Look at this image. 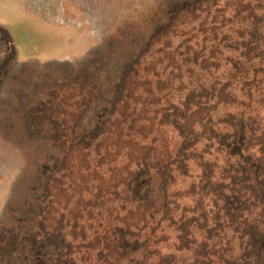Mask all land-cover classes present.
<instances>
[{"label":"rangeland","instance_id":"obj_1","mask_svg":"<svg viewBox=\"0 0 264 264\" xmlns=\"http://www.w3.org/2000/svg\"><path fill=\"white\" fill-rule=\"evenodd\" d=\"M189 1L0 0V264L264 256L259 244L252 254L247 227L264 217L248 189L262 177L255 164L264 170V59H255L264 20L255 45L246 43L264 0H217L232 21L217 36L200 26L220 20L215 7L189 23L175 13L176 34L155 32L145 46L149 20ZM186 39L188 64L175 51ZM238 165L251 181L216 205L205 179H232L228 167ZM235 194L251 207L233 219L222 207L233 208Z\"/></svg>","mask_w":264,"mask_h":264},{"label":"trees","instance_id":"obj_2","mask_svg":"<svg viewBox=\"0 0 264 264\" xmlns=\"http://www.w3.org/2000/svg\"><path fill=\"white\" fill-rule=\"evenodd\" d=\"M197 2H198V0H192V1H189V2H184V5L182 3L181 4L176 3V6H174L171 9H169V11L165 12L164 15L169 16V18H166V19H164V15L162 16L161 14L160 15L155 14L154 17L149 20V23H147L148 27H146V29L149 32H148V36H147L148 38L144 41V45L147 46L152 41L155 42V40H151L150 39V38L153 37V34L155 32L159 33V31H161L162 35L163 34H169V33L176 34L174 31H171V29H174V27H176L175 20H178L180 18V17H172V16L175 15V13H178V15H181V16L183 14H185L186 16H182L181 18H183L186 23H189V22L186 21V19H189V16L191 15L192 16L191 20L193 21L194 20L193 17H195V13L202 11V7L203 6L205 7V9H203V10L206 12V14H208L210 12L209 10L211 8L215 7L216 8L215 9V13L218 14V16H215V17L216 18L218 17L220 20H216L215 19V20H212V21H208L209 23H213V25L209 29L204 26L206 21L202 22L200 24V26L202 25V27L205 28L204 32L209 31V33H211L212 35H215V36H217V32L218 31L221 32V33L223 31V29L218 30V28L224 27L225 24H227V23H232V21H229V20H227L225 18V12H223V10L217 8V4H216L217 0H201V1H199L200 2L199 6H198ZM210 2H212V4ZM240 3L241 2H236L235 5L238 7L240 5ZM241 7H244V6H240V8ZM262 11L264 12V6L262 8ZM252 15H254V18L256 19L257 23H259V25L258 26L257 25L254 26L253 30L251 28L249 30V32H248V35H247L248 36V40L246 41V43H247L248 46L250 45V47H251V45H255V43L257 42V40L254 38V36L256 34H257V36L261 37V34L259 33L260 27H261L260 23H261V21L264 20V17L262 15H260L259 13H257V12H256V14L253 12ZM227 29H228V27H227ZM181 32L182 31H179L178 33H181ZM181 34L184 35L186 33H181ZM156 42H158V41H156ZM188 42H189V40H187V39L184 40L182 49L177 47V49L175 50V51L181 53L180 54L181 58L184 57L182 55L190 56L193 53V51H191L192 49H191L190 45H188ZM167 45H169V44L165 43V47ZM141 51H143V49H141L140 52ZM206 53L207 54L211 53V51H207ZM255 59L261 61L262 59H264V54L256 53L255 54ZM182 61H183V63H186V64L190 63L189 59H187L186 57H184V59ZM202 95L206 96V91L205 90L202 91ZM114 97H115V93L113 95V99H114ZM221 100L223 101L224 99L221 98ZM189 101L190 100H186V102H185L186 106L189 105ZM182 117H184L183 114H181L180 118H182ZM237 121H239V122H237ZM237 121L233 122L234 131L232 133H230L229 137L236 136L237 133L235 131H238L237 127H239L242 123H244L243 121H241V119L237 120ZM207 122H211V119H208ZM134 124H135V120H134ZM242 127H243V125L241 126V131H243ZM187 132L189 133V131H187ZM190 135H191V132L188 135H186V141L184 143V148L183 149H188L190 147V144H191L190 143L191 142V136ZM224 136H227V135L224 134ZM239 137H243V134L240 133ZM239 137L236 139L235 143H239L240 142V138ZM233 139H235V138H233ZM263 149H264V147H263ZM262 154L264 155V152ZM178 156L179 155H177V157ZM185 156L186 155L183 154L182 155V160L176 165L177 170H179V168H180L178 165H181L185 161V159H186ZM261 159L263 160L264 157L263 158L258 157L259 161ZM174 162H177V159ZM260 164L261 163H256L254 170H255V172L262 173V177L261 178L256 177L254 179L255 181L253 180V182H256L259 186L254 188L253 185H249L250 184L249 183L248 184V189L249 188L253 189L252 191H253V194H254V199H253V203L254 204H252V205H254L256 207L258 206V209H262L261 212H263V214H264V170L262 172V170L259 169ZM210 166H212V164L209 165V167ZM233 166L234 165H232V167ZM263 168H264V166H263ZM230 170H231L232 174H234V176L231 175L232 179H229L230 176H228V174H225V173H224V178L219 177L220 179L218 181L214 182V183L211 182L210 178H206L205 179L207 181V184L205 185V187H208V189H210L212 191L210 197L212 198L214 195L216 196L215 200L213 201L216 205L219 204V201L222 199V196H224V198H225L222 202L226 201L227 199L228 200L230 199V195H224V193H233L234 191H233L232 188L234 187V185H238L239 188L241 189V188L247 187L245 182H248V181L250 182L251 181L250 178H247V175L243 179L240 178L243 175L242 166H239V165L235 166L234 169L230 168V166H229L228 167V171H230ZM235 176H237L238 179ZM166 184H168L167 183V179H164L162 184H161V186H160V190H161V192L163 194L162 195L163 197L161 199L162 200L161 206H163L164 214H166V213L168 214V208H169V205H168V202H167L168 201L167 200V193L168 192H167ZM218 192H219V194H218ZM221 192L223 194H220ZM236 195H237V201L238 202L235 205H233V208H230L229 206L222 207V208H227V210H226L227 216H229V217H231L233 219L237 217V215H238L237 213H239L238 212L239 210L243 209L245 206L251 207V205H249L248 203L245 204V202L240 198V196H241L240 194H235L234 196H236ZM231 199H232V195H231ZM239 199H241V200H239ZM219 207H221V206H219ZM257 217L260 218V221H257V222L255 221V222H253L251 224L252 221L249 220V225H247V227L249 228V231L251 232L252 238H253V240H251L250 239V235H248L249 242L251 244L252 254H254L256 244H259L261 250L264 251V217L261 216V213H258ZM255 240H256V242H255ZM206 244L208 246L207 250L209 249V247H211L210 250L213 252V248H215V246L214 245L210 246L209 243H206ZM250 244H249V246H250ZM229 249H232V247H229ZM207 255L210 256V254L208 252H207ZM248 257H249L248 259L252 258V261H253L252 264H264V256H262V254L251 255V256H248ZM237 261L238 260H236V259L234 260L233 259L231 262H234V263L238 264ZM245 263L246 264H250L249 260L248 261L245 260L243 264H245Z\"/></svg>","mask_w":264,"mask_h":264}]
</instances>
